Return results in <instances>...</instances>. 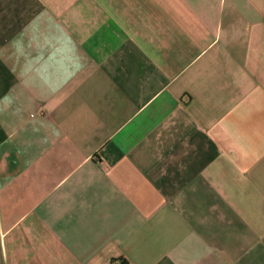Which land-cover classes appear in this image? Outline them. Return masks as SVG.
I'll return each instance as SVG.
<instances>
[{
  "label": "crops",
  "instance_id": "1",
  "mask_svg": "<svg viewBox=\"0 0 264 264\" xmlns=\"http://www.w3.org/2000/svg\"><path fill=\"white\" fill-rule=\"evenodd\" d=\"M0 264H264V0H0Z\"/></svg>",
  "mask_w": 264,
  "mask_h": 264
}]
</instances>
